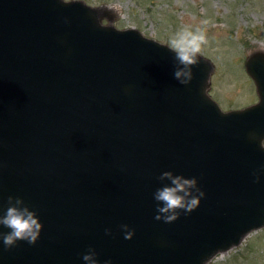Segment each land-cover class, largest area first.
I'll return each instance as SVG.
<instances>
[{
	"label": "water",
	"instance_id": "95a60500",
	"mask_svg": "<svg viewBox=\"0 0 264 264\" xmlns=\"http://www.w3.org/2000/svg\"><path fill=\"white\" fill-rule=\"evenodd\" d=\"M113 19L0 0V215L21 198L43 225L35 245L0 240V264H85L89 248L98 264H207L264 227V50L244 62L257 101L224 110L207 57L184 86L168 44ZM165 171L205 193L172 223L155 219Z\"/></svg>",
	"mask_w": 264,
	"mask_h": 264
},
{
	"label": "rangeland",
	"instance_id": "374dc122",
	"mask_svg": "<svg viewBox=\"0 0 264 264\" xmlns=\"http://www.w3.org/2000/svg\"><path fill=\"white\" fill-rule=\"evenodd\" d=\"M84 1L107 7L116 27H135L168 45L176 33L200 29L207 37L201 54L213 64L208 90L212 98L224 110L257 101L244 62L253 50H264V0ZM207 264H264V227L217 253Z\"/></svg>",
	"mask_w": 264,
	"mask_h": 264
},
{
	"label": "clouds",
	"instance_id": "9594fccd",
	"mask_svg": "<svg viewBox=\"0 0 264 264\" xmlns=\"http://www.w3.org/2000/svg\"><path fill=\"white\" fill-rule=\"evenodd\" d=\"M207 44L206 34L197 29L195 31L184 29L176 33L169 41L168 49L175 54L177 66L174 71V78L184 86L190 85L194 76L192 68L198 64V57L203 47ZM264 149V140L260 143ZM256 182H259V174L254 173ZM159 180L170 181L169 185L158 188L154 193V200L157 202L155 216L157 221L163 220L165 223H172L179 218V213H191L200 205L205 193L201 191L195 178H185L182 175H174L170 171L163 172ZM194 192L196 194H194ZM0 226L10 231L0 232V240L6 249L17 246L19 241H26L30 245H35L40 237L43 225L37 214L25 206L21 198H8V207L3 215H0ZM125 232V239L131 240L135 235L127 225L121 226ZM106 235H111L110 230H106ZM96 252L89 248L88 254L83 255L85 264H98ZM105 264H112L110 260Z\"/></svg>",
	"mask_w": 264,
	"mask_h": 264
}]
</instances>
